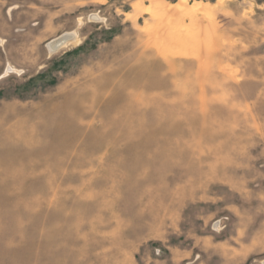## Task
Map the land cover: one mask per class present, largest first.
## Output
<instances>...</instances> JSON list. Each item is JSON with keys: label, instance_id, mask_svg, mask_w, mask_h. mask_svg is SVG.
I'll return each instance as SVG.
<instances>
[{"label": "rangeland", "instance_id": "obj_1", "mask_svg": "<svg viewBox=\"0 0 264 264\" xmlns=\"http://www.w3.org/2000/svg\"><path fill=\"white\" fill-rule=\"evenodd\" d=\"M0 264H264V0H0Z\"/></svg>", "mask_w": 264, "mask_h": 264}, {"label": "bare ground", "instance_id": "obj_2", "mask_svg": "<svg viewBox=\"0 0 264 264\" xmlns=\"http://www.w3.org/2000/svg\"><path fill=\"white\" fill-rule=\"evenodd\" d=\"M152 7H155L154 3L151 5ZM79 24H81L79 22ZM80 42V38L77 35L76 30L65 32L62 35L58 36L54 40L47 43V48L49 49L50 53H54L60 49H63L69 45H77Z\"/></svg>", "mask_w": 264, "mask_h": 264}, {"label": "built area", "instance_id": "obj_3", "mask_svg": "<svg viewBox=\"0 0 264 264\" xmlns=\"http://www.w3.org/2000/svg\"><path fill=\"white\" fill-rule=\"evenodd\" d=\"M219 222H220V221H218V224H219ZM156 252L158 253V252H159V249H157V251H156Z\"/></svg>", "mask_w": 264, "mask_h": 264}]
</instances>
